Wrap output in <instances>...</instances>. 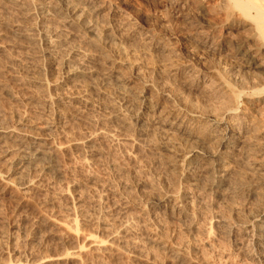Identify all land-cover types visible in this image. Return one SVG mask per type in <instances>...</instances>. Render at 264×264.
I'll list each match as a JSON object with an SVG mask.
<instances>
[{
    "label": "rangeland",
    "instance_id": "1",
    "mask_svg": "<svg viewBox=\"0 0 264 264\" xmlns=\"http://www.w3.org/2000/svg\"><path fill=\"white\" fill-rule=\"evenodd\" d=\"M40 1L0 0V264H264V116L195 37L227 1L82 0L86 33Z\"/></svg>",
    "mask_w": 264,
    "mask_h": 264
},
{
    "label": "bare ground",
    "instance_id": "2",
    "mask_svg": "<svg viewBox=\"0 0 264 264\" xmlns=\"http://www.w3.org/2000/svg\"><path fill=\"white\" fill-rule=\"evenodd\" d=\"M80 1L82 2V0H49L47 3L45 2V6L40 1L38 6L34 3L32 8L35 10V16L46 14L52 16L50 18L68 19L65 22L70 23L69 27L83 30L86 33V28L94 25L91 22L93 18L84 11L85 8L81 6ZM125 1L117 0L121 4H124ZM226 1L229 9L226 10L223 19L220 22H207L204 29L195 31V37L199 40L200 51L210 54V57H213V62L217 61L210 68H214L212 75H216L215 78L225 86L226 90L223 93L226 94L229 120L235 130L241 124L239 120H244L247 117L246 114L244 117L238 116L240 105L250 110L254 118L258 119L260 116H264V0ZM173 4L179 9L184 5L190 7L195 4L198 13L209 10V3L203 0H173ZM25 8L28 9V7ZM86 9L87 11L91 10L90 7H86ZM233 9L238 10L247 19L246 25L234 21ZM42 22L46 23L43 29L46 27V31H51L50 19H44ZM49 39L52 41V36H49ZM218 65L221 66L218 67ZM229 120L222 123L224 127L216 128L215 126L216 129L212 130L219 134L223 149L221 152L225 155L233 152L235 143L239 142V136L228 131L230 129L227 126ZM207 160L209 161V159ZM199 162L198 160L195 163L200 165ZM225 175L220 174L219 176L224 177ZM202 176L208 177L204 172L201 173ZM212 179L210 178L209 181ZM216 181L218 182V180ZM259 219L264 223V211ZM250 232L251 235L254 232L256 245L260 247L261 251H264V224H251Z\"/></svg>",
    "mask_w": 264,
    "mask_h": 264
}]
</instances>
